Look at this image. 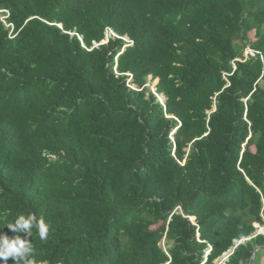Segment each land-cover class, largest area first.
<instances>
[{
	"label": "trees",
	"instance_id": "16d2710c",
	"mask_svg": "<svg viewBox=\"0 0 264 264\" xmlns=\"http://www.w3.org/2000/svg\"><path fill=\"white\" fill-rule=\"evenodd\" d=\"M29 214L36 264H260L264 0H0V234Z\"/></svg>",
	"mask_w": 264,
	"mask_h": 264
},
{
	"label": "clouds",
	"instance_id": "9594fccd",
	"mask_svg": "<svg viewBox=\"0 0 264 264\" xmlns=\"http://www.w3.org/2000/svg\"><path fill=\"white\" fill-rule=\"evenodd\" d=\"M5 13L7 15V11H5ZM106 30L103 40L99 44L94 43V47L106 44L110 39L119 38L112 29L110 30L113 31L116 37H106ZM125 40L128 41L127 39ZM248 49H246V51ZM128 82H130V80H128ZM158 99L162 101L159 97ZM4 226L16 233V236L10 239L7 235L0 234V261H3V264H7L8 259L12 258L14 264H36V260L33 257V247L31 242H29L28 237H31L32 229L35 228L42 241L47 239L49 234V225L44 221V219L42 217L38 219L35 214H29L27 217L19 215L15 219L14 223H5ZM20 233H25V237L21 238ZM224 260L226 259L223 257L219 262ZM219 262L216 264H219Z\"/></svg>",
	"mask_w": 264,
	"mask_h": 264
},
{
	"label": "built area",
	"instance_id": "2783aa9c",
	"mask_svg": "<svg viewBox=\"0 0 264 264\" xmlns=\"http://www.w3.org/2000/svg\"><path fill=\"white\" fill-rule=\"evenodd\" d=\"M106 37H116V35L113 33L112 30L107 29V30H106ZM106 41H107V40H106ZM248 54L253 55L254 53H253L251 50L248 49V50L245 52V57H247Z\"/></svg>",
	"mask_w": 264,
	"mask_h": 264
},
{
	"label": "rangeland",
	"instance_id": "374dc122",
	"mask_svg": "<svg viewBox=\"0 0 264 264\" xmlns=\"http://www.w3.org/2000/svg\"><path fill=\"white\" fill-rule=\"evenodd\" d=\"M250 35V37L251 38H253V33H250L249 34ZM155 84H156V81H152V80H150L149 82H148V87L152 90V91H154V86H155ZM160 99H162L161 97H160ZM217 263V262H216ZM215 263V264H216ZM260 264H264V259H261V263Z\"/></svg>",
	"mask_w": 264,
	"mask_h": 264
},
{
	"label": "water",
	"instance_id": "95a60500",
	"mask_svg": "<svg viewBox=\"0 0 264 264\" xmlns=\"http://www.w3.org/2000/svg\"><path fill=\"white\" fill-rule=\"evenodd\" d=\"M256 227H258V226L256 225ZM263 232H264V228H258L256 234L263 233ZM248 239H249V238H248ZM241 242H242V241H239V242H237L236 244L238 245V244L241 243ZM230 253H231V252H230ZM230 253L226 254V255L224 256V259H227L228 255H229Z\"/></svg>",
	"mask_w": 264,
	"mask_h": 264
}]
</instances>
